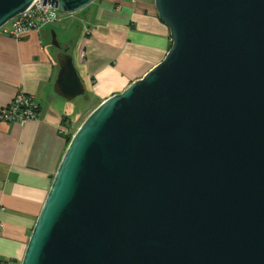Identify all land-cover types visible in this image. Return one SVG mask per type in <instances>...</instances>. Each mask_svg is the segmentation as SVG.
Here are the masks:
<instances>
[{
	"label": "water",
	"instance_id": "1",
	"mask_svg": "<svg viewBox=\"0 0 264 264\" xmlns=\"http://www.w3.org/2000/svg\"><path fill=\"white\" fill-rule=\"evenodd\" d=\"M34 1L0 0V31ZM155 5L168 54L77 130L21 264H264V0ZM51 34L54 92L86 96Z\"/></svg>",
	"mask_w": 264,
	"mask_h": 264
},
{
	"label": "crops",
	"instance_id": "2",
	"mask_svg": "<svg viewBox=\"0 0 264 264\" xmlns=\"http://www.w3.org/2000/svg\"><path fill=\"white\" fill-rule=\"evenodd\" d=\"M88 15L89 29L74 63L90 97L86 91L89 102L77 119L54 92L59 70L49 49L50 27L21 39L0 34V108L19 90L40 106L37 121L24 126L0 122V257L13 264L22 263L68 138L104 100L159 65L172 45L155 0H97Z\"/></svg>",
	"mask_w": 264,
	"mask_h": 264
},
{
	"label": "built area",
	"instance_id": "3",
	"mask_svg": "<svg viewBox=\"0 0 264 264\" xmlns=\"http://www.w3.org/2000/svg\"><path fill=\"white\" fill-rule=\"evenodd\" d=\"M43 3L44 0H35L28 10L10 21L0 32L8 37L21 39L31 32H40L55 25L59 21L60 13L49 4L43 6ZM84 56L82 53V57ZM39 112L40 106L35 97L19 90L8 106L0 108V122L24 126L39 120Z\"/></svg>",
	"mask_w": 264,
	"mask_h": 264
},
{
	"label": "rangeland",
	"instance_id": "4",
	"mask_svg": "<svg viewBox=\"0 0 264 264\" xmlns=\"http://www.w3.org/2000/svg\"><path fill=\"white\" fill-rule=\"evenodd\" d=\"M90 15H87V18ZM93 17V16H92ZM87 18L84 20L80 14H62L59 16V21L53 25V28L56 31L58 41L61 45L69 47V54L73 56L76 63L78 61L77 56L80 52V44L79 41L83 37V32L87 31L89 28L87 27ZM86 24V25H85ZM102 26V23H100ZM0 34H3L0 32ZM48 37V34H47ZM71 52V53H70ZM88 87V86H87ZM87 96H89V91L87 88ZM82 96L74 101L67 102L70 107L74 110V118H78L82 114L84 108L87 107L89 102V97ZM26 251V250H25ZM25 254V253H24ZM24 257V256H23Z\"/></svg>",
	"mask_w": 264,
	"mask_h": 264
},
{
	"label": "trees",
	"instance_id": "5",
	"mask_svg": "<svg viewBox=\"0 0 264 264\" xmlns=\"http://www.w3.org/2000/svg\"><path fill=\"white\" fill-rule=\"evenodd\" d=\"M87 18V17H86ZM89 18V17H88ZM50 30H55L54 28H53V26H50ZM51 32V31H50ZM172 46V45H171ZM69 48V47H68ZM49 49L51 50V51H53V57H54V61H55V64H56V67H57V70H59V66H58V63H57V58H56V54H57V52H58V50L57 49H55L53 46H51V45H49ZM83 81V80H82ZM83 83H84V81H83ZM85 84V83H84ZM98 107V106H97ZM96 107V108H97ZM95 108V109H96ZM94 109V110H95ZM93 110V111H94ZM82 125V124H81ZM80 128V127H79ZM72 138H73V136H71L70 138H68V140H67V143H68V147H69V145H70V143H71V141H72ZM0 264H13V261H11V260H7V259H4V258H2V257H0Z\"/></svg>",
	"mask_w": 264,
	"mask_h": 264
},
{
	"label": "flooded vegetation",
	"instance_id": "6",
	"mask_svg": "<svg viewBox=\"0 0 264 264\" xmlns=\"http://www.w3.org/2000/svg\"><path fill=\"white\" fill-rule=\"evenodd\" d=\"M63 48L66 49V50H68V47H67V46H64ZM55 49H56V48H55ZM57 50L59 51V49H57Z\"/></svg>",
	"mask_w": 264,
	"mask_h": 264
}]
</instances>
